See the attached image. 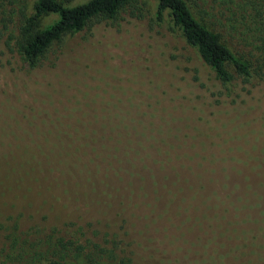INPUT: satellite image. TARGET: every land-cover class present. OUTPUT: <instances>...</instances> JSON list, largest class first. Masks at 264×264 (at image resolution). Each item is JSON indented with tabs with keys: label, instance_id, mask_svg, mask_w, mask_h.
<instances>
[{
	"label": "rangeland",
	"instance_id": "1",
	"mask_svg": "<svg viewBox=\"0 0 264 264\" xmlns=\"http://www.w3.org/2000/svg\"><path fill=\"white\" fill-rule=\"evenodd\" d=\"M141 1L36 69L0 56V264H264V84L223 86Z\"/></svg>",
	"mask_w": 264,
	"mask_h": 264
},
{
	"label": "trees",
	"instance_id": "2",
	"mask_svg": "<svg viewBox=\"0 0 264 264\" xmlns=\"http://www.w3.org/2000/svg\"><path fill=\"white\" fill-rule=\"evenodd\" d=\"M67 1L0 0V56L7 49L19 56L27 70L36 69L55 46L66 48L64 41L69 36L95 26L115 27L125 14L141 18L145 6L141 0ZM51 14L57 20L42 26V20ZM167 19L223 86L238 79L255 83V88L263 86L264 0H157L154 22L160 25ZM3 161L10 166L8 159L0 157V163ZM22 164L24 174L15 182L5 178L17 190H38L45 197L39 188L25 184L27 175L36 173L33 166ZM8 165L3 171L11 174L13 168ZM247 208L254 209L253 205ZM13 256L19 264H68L60 257L43 258L41 253L29 256V261Z\"/></svg>",
	"mask_w": 264,
	"mask_h": 264
}]
</instances>
